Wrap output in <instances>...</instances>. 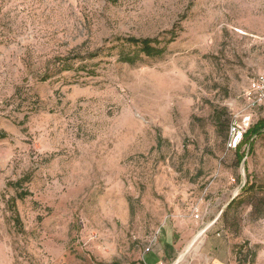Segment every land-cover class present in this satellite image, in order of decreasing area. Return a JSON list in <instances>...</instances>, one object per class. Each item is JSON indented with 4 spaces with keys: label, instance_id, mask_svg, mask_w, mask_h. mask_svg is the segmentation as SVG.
<instances>
[{
    "label": "rangeland",
    "instance_id": "374dc122",
    "mask_svg": "<svg viewBox=\"0 0 264 264\" xmlns=\"http://www.w3.org/2000/svg\"><path fill=\"white\" fill-rule=\"evenodd\" d=\"M258 74L264 0H0V264H143L162 232L165 264L200 232L180 264H264V134L240 163L227 146L264 120Z\"/></svg>",
    "mask_w": 264,
    "mask_h": 264
},
{
    "label": "trees",
    "instance_id": "16d2710c",
    "mask_svg": "<svg viewBox=\"0 0 264 264\" xmlns=\"http://www.w3.org/2000/svg\"><path fill=\"white\" fill-rule=\"evenodd\" d=\"M176 37V34H171V38L169 39V42L173 41V39ZM116 41L121 43L122 46L121 47H125V46H129L132 47L136 50H138V52H140L141 54H143L146 57H159L161 56L164 51L165 48H161L158 47V43L155 39L153 38H149V37H145V38H136V37H117ZM97 54H93L88 56V58H93L95 56H97ZM120 61L124 62V63H128V64H134V58L125 55L123 52L120 56ZM261 134H264V120H259L258 122H256L253 126L247 128L245 130V132L242 134V138L239 141V143L236 145V148L234 149L235 151V158L237 160V163H240L241 160L245 157V152L242 151L241 152V148L243 147V145H245L246 147H248V153L251 150L252 146H253V138L254 137H258ZM29 181V177L28 176H23L22 178L16 180L15 182L9 183L8 185L14 189L15 192V197L11 198L9 203H10V211H12L13 214V222L16 225H19L20 223V219L19 216L15 210V200H23L25 199L27 196H30V192H28L27 190H24L21 186L23 183H26ZM247 183L242 186L241 188V192L247 193L250 190L254 189L253 184L249 185L248 187H246ZM239 196H237L236 199H238ZM235 199H233L227 206V208H229L233 201ZM246 254L244 255V258L246 259L247 256H249L248 252H245Z\"/></svg>",
    "mask_w": 264,
    "mask_h": 264
},
{
    "label": "crops",
    "instance_id": "0c3cea01",
    "mask_svg": "<svg viewBox=\"0 0 264 264\" xmlns=\"http://www.w3.org/2000/svg\"><path fill=\"white\" fill-rule=\"evenodd\" d=\"M204 243H206V240ZM146 248L149 250L146 251L145 249L146 253L143 254L142 258L143 264H165L173 260L178 252L172 244L168 232H162L152 238V241ZM207 249L203 250V254L208 258L209 264H236L232 260L234 258L232 250H223L224 248L222 249L221 246L210 247V244H208Z\"/></svg>",
    "mask_w": 264,
    "mask_h": 264
},
{
    "label": "built area",
    "instance_id": "2783aa9c",
    "mask_svg": "<svg viewBox=\"0 0 264 264\" xmlns=\"http://www.w3.org/2000/svg\"><path fill=\"white\" fill-rule=\"evenodd\" d=\"M246 95L248 101H250V106L260 105L264 103V74H258L256 77H254L251 80ZM243 133L239 130V128L236 125H230L229 140L227 143L229 149L234 150L236 148V145L241 140ZM195 218H197V216ZM260 223L261 226L264 228V219H262ZM148 250L149 249L146 248V251Z\"/></svg>",
    "mask_w": 264,
    "mask_h": 264
},
{
    "label": "bare ground",
    "instance_id": "6f19581e",
    "mask_svg": "<svg viewBox=\"0 0 264 264\" xmlns=\"http://www.w3.org/2000/svg\"><path fill=\"white\" fill-rule=\"evenodd\" d=\"M201 236H203V232H200L197 236H195L194 237V239L189 243V245H188V250H185V253H183V254H181L178 258H177V260H175V263L174 264H180V262H182L183 261V259H184V256H185V254L187 253V252H189V250L191 249V248H194V250H197V248H198V246H197V242H198V240H199V238H201ZM200 241V240H199ZM191 251V250H190Z\"/></svg>",
    "mask_w": 264,
    "mask_h": 264
}]
</instances>
